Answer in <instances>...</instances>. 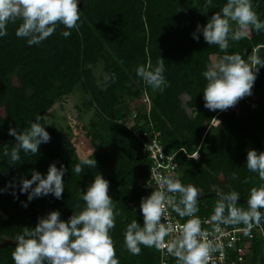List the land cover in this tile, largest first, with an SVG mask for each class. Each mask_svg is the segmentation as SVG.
I'll return each mask as SVG.
<instances>
[{"label":"trees","instance_id":"obj_1","mask_svg":"<svg viewBox=\"0 0 264 264\" xmlns=\"http://www.w3.org/2000/svg\"><path fill=\"white\" fill-rule=\"evenodd\" d=\"M224 2L213 0L205 10L204 0H79V30L64 38L61 33L66 29L60 26L47 41L32 47L15 36L19 22L8 26V35L0 39V109L4 110L0 115V189H4L0 192V264H14L15 236L23 228L33 229L51 211H60L67 221L81 210L80 190L86 191L98 174L109 181V195L121 212L110 232L120 264H160L155 248L142 246L140 255L130 254L123 235L132 220L143 224L139 205L146 196L140 185L149 174L144 144L155 133L167 154L178 152L177 179L200 190V218L213 213L218 193L237 191L242 201L237 203L247 207L250 188L261 183L247 170L246 156L248 150L264 152V68L259 69L251 96L226 111H210L204 107L202 72L212 56L224 53L209 46L202 35L199 42L192 37L197 24L206 25ZM253 5L264 20V0H253ZM258 46L264 59V32L251 31L231 43L228 54L247 59ZM160 57L170 85L163 92L146 86L136 75L138 66L149 62L155 66ZM99 67L107 76L104 82L96 76ZM80 90L82 108L94 111L85 137L94 149L87 158H94L97 166L77 176L71 169L79 162L77 148L84 143L65 138V131H72L69 126L64 130L59 123L49 128L47 116L56 104L64 106L63 101ZM145 96L150 108L136 103ZM183 96L191 113L182 105ZM37 115L43 117L40 123L50 142L42 144L36 155L21 152L20 161L11 164L3 156L4 149L10 151L16 143L8 135L9 128L23 131ZM196 153L198 160L188 157ZM52 164L66 169L62 199L49 195L28 202L27 194L20 192L21 179H31L33 170L46 175ZM220 173L226 176L224 186L217 179ZM10 183L15 186L6 187ZM253 245V263L264 264V239H256ZM169 263L176 264V259L170 256Z\"/></svg>","mask_w":264,"mask_h":264},{"label":"clouds","instance_id":"obj_2","mask_svg":"<svg viewBox=\"0 0 264 264\" xmlns=\"http://www.w3.org/2000/svg\"><path fill=\"white\" fill-rule=\"evenodd\" d=\"M78 3L79 0H0V39L8 35L10 24L18 22L15 36L25 40L29 47L47 41L60 26L66 29L61 35L68 38L71 30L80 27ZM212 5L213 0H204L205 10ZM251 31L264 32V20L254 10L253 0H225L206 25L197 24L193 39L199 42L202 35L209 46H217L224 53L202 72L206 109L223 112L252 95L259 69L264 68V59L259 55L261 46L253 49L247 59L239 53L228 54L231 43L245 39ZM165 72V60L161 57L155 66L149 62L136 68V75L143 83L160 92L170 86ZM111 79L115 82V73ZM42 119L37 115L30 127L20 132L9 128L8 135L14 137L16 143L10 151L5 148L3 156L8 157L11 164L20 161L21 152L36 155L42 144L50 142V134L40 123ZM96 166L94 158L82 156L71 171L81 176L85 168ZM246 168L261 182L250 188L247 207L237 203L241 199L237 191L218 193L213 213L204 221L198 216L200 190L192 184H183L171 174L158 173L155 166L151 168L156 186L149 196L141 198L139 211L143 224L134 219L126 226L123 233L126 250L138 256L142 246L166 249V254L175 258L176 264H208L213 253L223 254V244L215 234H222L224 227H234L245 236H250L254 228H264V152L248 150ZM65 173L63 165L57 168L55 164L49 166L46 175L33 170L31 179H21L20 192L27 194L28 202L49 195L60 200L65 189L62 179ZM233 179H236L235 174ZM14 186L10 183L6 187ZM109 187V181L98 174L86 191L80 190L83 208L73 212L67 221L61 219L57 210L39 218L33 229L23 228L22 234L15 236L14 264H120L110 232L116 227V218L121 212L109 195ZM23 206L26 208L27 203ZM77 208L80 209L79 204ZM167 208L181 220L187 219L183 224L163 222ZM202 224H211V231L202 228ZM241 225L243 227H238ZM166 237L170 239L166 241Z\"/></svg>","mask_w":264,"mask_h":264},{"label":"built area","instance_id":"obj_3","mask_svg":"<svg viewBox=\"0 0 264 264\" xmlns=\"http://www.w3.org/2000/svg\"><path fill=\"white\" fill-rule=\"evenodd\" d=\"M142 103L148 105L150 108L149 99L145 96L142 100ZM159 134L155 133L154 136L144 144V151L148 156V170L149 174L147 180L141 182V190L144 192L145 196H149L156 186L154 175L152 178L151 168L154 166L157 169L158 173L164 175L171 174L173 178L177 179V172L179 169V162L177 160V153L167 154L163 146L158 141ZM181 152V150H179ZM162 157V158H161ZM189 158L195 160L199 159V154L188 155ZM151 185L148 186V185ZM166 220L163 222L173 223V224H183L185 220H181L170 208L166 209ZM208 218H201L202 221ZM223 227V226H222ZM202 228L205 230L211 231V224H202ZM216 236L219 237V242L223 244V254L216 252L212 254L211 259L208 264H254L253 263V243L256 239H264V230L263 228H254L250 236H245L242 232L237 231L234 227H224L223 233H216ZM166 241L170 237L165 238ZM160 264H170L169 258L170 255L166 254V249L158 250Z\"/></svg>","mask_w":264,"mask_h":264},{"label":"rangeland","instance_id":"obj_4","mask_svg":"<svg viewBox=\"0 0 264 264\" xmlns=\"http://www.w3.org/2000/svg\"><path fill=\"white\" fill-rule=\"evenodd\" d=\"M219 59L217 56H212V62L214 60ZM96 76L101 81H106V74L103 72L102 67H99L96 70ZM82 101H83V93L80 91H76V93L67 98V100L63 101L65 104L64 106L60 107L55 105V109L53 113L47 116V122L49 128L58 127L59 123L66 130L64 127H71V132L68 130L65 131V138L72 140L73 142H77L81 140L84 145L77 148L78 155L81 158L82 156L88 157L89 154L93 153L94 149L91 144L90 139H86L85 133L86 131L89 132L91 120L94 117V111H86L82 108ZM188 99L187 97H182V105L187 110L188 113H191V110L187 108L186 103ZM139 104H143L142 101L136 102ZM138 104V105H139ZM4 114V110L0 109V115Z\"/></svg>","mask_w":264,"mask_h":264},{"label":"water","instance_id":"obj_5","mask_svg":"<svg viewBox=\"0 0 264 264\" xmlns=\"http://www.w3.org/2000/svg\"><path fill=\"white\" fill-rule=\"evenodd\" d=\"M81 6V4H80ZM218 182L220 183V185L224 186L226 183V176L224 173H220V175H218ZM238 202H242L241 200H239Z\"/></svg>","mask_w":264,"mask_h":264}]
</instances>
